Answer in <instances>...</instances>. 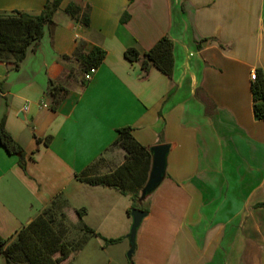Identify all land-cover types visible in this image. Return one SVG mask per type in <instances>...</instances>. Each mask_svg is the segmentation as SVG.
Segmentation results:
<instances>
[{
    "label": "crops",
    "instance_id": "1",
    "mask_svg": "<svg viewBox=\"0 0 264 264\" xmlns=\"http://www.w3.org/2000/svg\"><path fill=\"white\" fill-rule=\"evenodd\" d=\"M47 2L0 0V14L38 16ZM70 4L89 26L65 13ZM163 37L174 44L171 77L127 59V50L144 55ZM80 44L106 52L86 85L74 57ZM257 71L264 74V0H63L20 68L0 63V121L26 154L23 170L0 143V236L13 240L55 202L68 218L78 210L106 218L116 190L77 175L99 160L101 175L123 165L126 152L113 144L131 127L147 148L170 146L134 264H264ZM51 83L68 90L56 110Z\"/></svg>",
    "mask_w": 264,
    "mask_h": 264
},
{
    "label": "trees",
    "instance_id": "2",
    "mask_svg": "<svg viewBox=\"0 0 264 264\" xmlns=\"http://www.w3.org/2000/svg\"><path fill=\"white\" fill-rule=\"evenodd\" d=\"M134 2L135 0H129ZM63 0H48L43 12L38 16H32L23 12L0 14V63L12 65V70L20 68L27 57L31 46L38 44L44 34L47 25L54 23L55 15L59 11ZM65 13L75 21L85 26L90 25L89 18L82 15V9L70 4ZM128 17L125 15L123 21ZM130 61H140L142 68L148 71L155 67L164 75H173L175 59L174 44L168 37L160 39L152 49L141 55L136 49L126 52ZM75 60L78 63V73L82 76L91 69H98L106 58V52L98 47L86 52L84 45L80 44L75 52ZM72 76V74H71ZM253 111L259 121H264V74L256 72V79L252 83ZM50 95L52 97V109L56 110L68 95V90L62 86L51 83ZM117 139L113 147L118 146L126 152V160L123 165L107 174H97L96 168L102 161L91 165L86 171L77 175V179L92 187H106L118 191L132 202L145 200L142 191L146 186L153 163L151 148L140 144L134 137V129L124 127L116 131ZM50 140L47 139V143ZM0 143L11 155L19 158V165L26 170V154L23 148L13 139L5 127V119L0 121ZM264 207V204L262 205ZM65 207H58L56 202L47 208L42 215L20 230L12 240L3 239L0 236V253L7 254L8 264H65L74 254L81 252L90 236L99 237L93 229L84 225L82 239L77 242L66 240L68 228L64 223ZM147 211V210H145ZM84 212V211H83ZM131 211L128 213L130 214ZM80 221H83L84 213L77 211ZM120 240H108L106 245L117 244ZM131 264H134L131 261Z\"/></svg>",
    "mask_w": 264,
    "mask_h": 264
},
{
    "label": "rangeland",
    "instance_id": "3",
    "mask_svg": "<svg viewBox=\"0 0 264 264\" xmlns=\"http://www.w3.org/2000/svg\"><path fill=\"white\" fill-rule=\"evenodd\" d=\"M157 191V190H156ZM155 191V192H156ZM113 197L109 200V207L105 208L106 218H98L97 215H91L84 218L83 221L77 217L76 213L69 214L64 222L68 228L66 240L77 242L82 239L84 225L98 233L99 237L90 236L84 249L72 255L65 264H131L137 260L140 252V239L143 231L147 228L146 223L141 224L136 237V248L133 256L129 258L131 250L130 240L128 238L132 228V217L126 212L127 208L148 210L153 200L159 193L153 192L145 200L132 202L129 197L123 196L118 191H113ZM68 208L62 209L67 215ZM171 219V229L167 231L172 235L176 233L177 218ZM155 224V219L152 220ZM148 230H151L148 228ZM157 232L156 229L152 230ZM172 237V236H171ZM108 240H120L117 244L106 245ZM0 264H8L6 259L0 256Z\"/></svg>",
    "mask_w": 264,
    "mask_h": 264
},
{
    "label": "water",
    "instance_id": "4",
    "mask_svg": "<svg viewBox=\"0 0 264 264\" xmlns=\"http://www.w3.org/2000/svg\"><path fill=\"white\" fill-rule=\"evenodd\" d=\"M20 118L23 119V116L20 115ZM151 151L153 154L152 169L148 182L142 191V198H146L147 196L151 195L162 184L166 175L167 157L170 151V146H156L151 148ZM130 215L132 217L133 223L131 232L128 236L131 244L129 258H131L135 252L137 232L143 220L147 217V212L135 208L131 210ZM3 256L5 259H7L6 253H3Z\"/></svg>",
    "mask_w": 264,
    "mask_h": 264
},
{
    "label": "built area",
    "instance_id": "5",
    "mask_svg": "<svg viewBox=\"0 0 264 264\" xmlns=\"http://www.w3.org/2000/svg\"><path fill=\"white\" fill-rule=\"evenodd\" d=\"M96 72H97V69L94 68V69H91L90 71H88L87 73H85L84 76H83V80H84V82H85V83H89V82H91L92 79H93V77H94V75L96 74ZM252 79H253V81H255V79H256V75H253V76H252ZM43 106H44V107H47L46 104H44Z\"/></svg>",
    "mask_w": 264,
    "mask_h": 264
}]
</instances>
